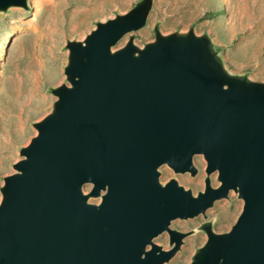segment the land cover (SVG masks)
Wrapping results in <instances>:
<instances>
[{
  "label": "water",
  "instance_id": "1",
  "mask_svg": "<svg viewBox=\"0 0 264 264\" xmlns=\"http://www.w3.org/2000/svg\"><path fill=\"white\" fill-rule=\"evenodd\" d=\"M152 2L68 44L69 84L52 90V112L4 180L0 264H167L189 236L172 222L205 215L231 192L241 215L224 234L204 226L191 264H264V82L230 71L208 34L114 50L146 25ZM28 7L0 0V13ZM197 156L204 192L161 182L163 166L196 176ZM164 233L170 250L155 243Z\"/></svg>",
  "mask_w": 264,
  "mask_h": 264
},
{
  "label": "rangeland",
  "instance_id": "2",
  "mask_svg": "<svg viewBox=\"0 0 264 264\" xmlns=\"http://www.w3.org/2000/svg\"><path fill=\"white\" fill-rule=\"evenodd\" d=\"M143 0H28V8H11L0 13V203L6 177L16 173L21 151L37 135L34 125L49 115L57 101L52 90L69 84L65 75L70 42H84L100 22L134 9ZM193 31L208 34L220 52L242 46L235 58L245 64L237 70L250 79L264 82V0H153L146 25L127 34L114 47L118 50L133 41L143 48L157 34ZM229 50V51H228ZM196 176L176 174L163 166L161 182L172 179L193 191L204 192L207 163L195 158ZM219 187L218 174L211 177ZM92 185H86L89 193ZM100 199L92 198L93 204ZM244 202L231 192L205 215L175 220L171 228L189 234L180 252L167 264H191L207 240L206 225L219 234L230 232L243 211ZM155 243L170 250V236L164 233Z\"/></svg>",
  "mask_w": 264,
  "mask_h": 264
},
{
  "label": "crops",
  "instance_id": "3",
  "mask_svg": "<svg viewBox=\"0 0 264 264\" xmlns=\"http://www.w3.org/2000/svg\"><path fill=\"white\" fill-rule=\"evenodd\" d=\"M210 37H211V38L213 39V41L215 42L216 46H219V45L216 43L215 39H214L212 36H210ZM228 51H229V50H228ZM243 52H244V48H243L242 46L237 47V48H235L234 50H230L229 52L225 51L224 54H223V52H221V55H222V57H223V60H224L226 66H227V68H228L229 70H234L233 68L231 69L230 64H231L233 67H237V70H239V69H243V68L245 67V64L241 63L240 61H238V60L235 58L236 55L242 54ZM232 72H233V71H232ZM233 73L238 74V75H244V74H246V73H243V72H239V73L233 72ZM252 80H254V79H252Z\"/></svg>",
  "mask_w": 264,
  "mask_h": 264
}]
</instances>
